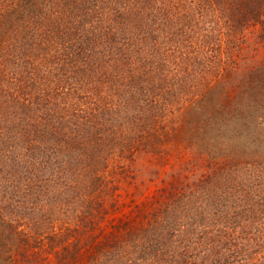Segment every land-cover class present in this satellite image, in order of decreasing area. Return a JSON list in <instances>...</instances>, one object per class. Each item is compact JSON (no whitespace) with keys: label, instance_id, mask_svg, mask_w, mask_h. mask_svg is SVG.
<instances>
[{"label":"trees","instance_id":"obj_1","mask_svg":"<svg viewBox=\"0 0 264 264\" xmlns=\"http://www.w3.org/2000/svg\"><path fill=\"white\" fill-rule=\"evenodd\" d=\"M0 264H264V0H0Z\"/></svg>","mask_w":264,"mask_h":264},{"label":"rangeland","instance_id":"obj_2","mask_svg":"<svg viewBox=\"0 0 264 264\" xmlns=\"http://www.w3.org/2000/svg\"><path fill=\"white\" fill-rule=\"evenodd\" d=\"M205 103L189 104L178 115L180 129L178 133L165 142L160 152L150 150L140 152L134 162L130 165V176L121 181L120 202L124 211L130 210L133 206L150 196L161 184V179L168 178L174 169L181 166L185 155V142H180L179 135L191 131L201 122L197 112H201V106ZM211 107L206 103V108ZM204 108V107H203ZM190 133V132H187ZM182 150L181 155L177 154L176 145Z\"/></svg>","mask_w":264,"mask_h":264}]
</instances>
